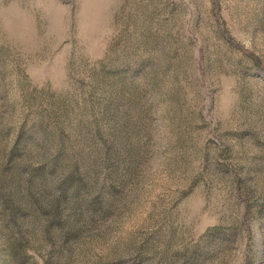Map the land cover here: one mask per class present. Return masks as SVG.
<instances>
[{"label": "rangeland", "instance_id": "374dc122", "mask_svg": "<svg viewBox=\"0 0 264 264\" xmlns=\"http://www.w3.org/2000/svg\"><path fill=\"white\" fill-rule=\"evenodd\" d=\"M0 264H264V0H0Z\"/></svg>", "mask_w": 264, "mask_h": 264}, {"label": "trees", "instance_id": "16d2710c", "mask_svg": "<svg viewBox=\"0 0 264 264\" xmlns=\"http://www.w3.org/2000/svg\"><path fill=\"white\" fill-rule=\"evenodd\" d=\"M53 210L56 208V206L55 207H51Z\"/></svg>", "mask_w": 264, "mask_h": 264}]
</instances>
